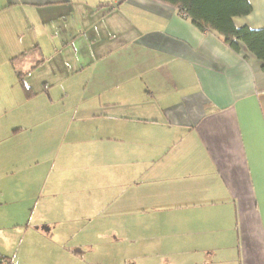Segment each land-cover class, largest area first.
Returning a JSON list of instances; mask_svg holds the SVG:
<instances>
[{
	"label": "crops",
	"instance_id": "obj_1",
	"mask_svg": "<svg viewBox=\"0 0 264 264\" xmlns=\"http://www.w3.org/2000/svg\"><path fill=\"white\" fill-rule=\"evenodd\" d=\"M247 1L252 11L235 26L264 29V0ZM239 48L159 0H0V54L13 63L23 56L12 66L23 90L48 83L51 64L91 75L87 86L98 94L88 106L103 121L106 177L122 168L126 149L128 179H115L142 183L143 202L153 194L155 227L144 230L169 247L170 264H264L263 62ZM66 181L72 198L92 184L76 174ZM141 211L56 212L36 231L52 258L145 264L115 262L126 244L147 251L150 238L132 240L144 228ZM108 236L123 243L99 247Z\"/></svg>",
	"mask_w": 264,
	"mask_h": 264
},
{
	"label": "rangeland",
	"instance_id": "obj_2",
	"mask_svg": "<svg viewBox=\"0 0 264 264\" xmlns=\"http://www.w3.org/2000/svg\"><path fill=\"white\" fill-rule=\"evenodd\" d=\"M16 57L19 58L13 63V59L0 54V254L12 259L14 264H74L45 254L55 251L46 247L49 241L40 239L36 231V224L42 223L43 218L56 212L62 217L64 212L123 214L142 208L141 223L137 226L144 228L132 240L137 243L150 238L143 244L147 251L132 243L126 244L124 251L129 252L123 253L126 256L121 260L118 256L115 262H124L126 258L128 263L175 262H169L172 257L169 247L152 232L149 235L144 230L155 227L158 202L153 194L148 197L149 201L143 202L142 183L122 184L115 179L119 173L123 180L128 179L131 165L126 149L120 153L122 168L114 172V179L106 177V147L97 132L103 121L94 118L88 106L90 101L97 104L98 94L87 86L91 82L89 72H58L51 64L48 83L42 79L29 92L23 90L12 69L23 58L19 54ZM32 80L33 76L28 78L29 82ZM79 105L82 106L78 108ZM56 119L62 120V128L61 124L52 127ZM74 174L92 182L88 191H78V198L66 196L64 190L74 187L66 181ZM97 242L99 247L113 242L115 248L123 243L113 241L110 236ZM186 255L184 252V258Z\"/></svg>",
	"mask_w": 264,
	"mask_h": 264
},
{
	"label": "trees",
	"instance_id": "obj_3",
	"mask_svg": "<svg viewBox=\"0 0 264 264\" xmlns=\"http://www.w3.org/2000/svg\"><path fill=\"white\" fill-rule=\"evenodd\" d=\"M176 6L203 31L217 34L228 46L239 51V42L263 62L264 71V29L237 28L234 17L246 16L252 8L247 0H159ZM22 81L23 75L18 76ZM32 92L31 90H28ZM12 259L0 254V264H14Z\"/></svg>",
	"mask_w": 264,
	"mask_h": 264
},
{
	"label": "built area",
	"instance_id": "obj_4",
	"mask_svg": "<svg viewBox=\"0 0 264 264\" xmlns=\"http://www.w3.org/2000/svg\"><path fill=\"white\" fill-rule=\"evenodd\" d=\"M186 16V15H185Z\"/></svg>",
	"mask_w": 264,
	"mask_h": 264
}]
</instances>
